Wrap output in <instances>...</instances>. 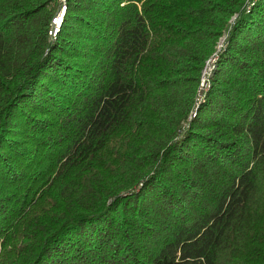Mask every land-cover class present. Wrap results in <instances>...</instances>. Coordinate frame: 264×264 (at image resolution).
<instances>
[{
	"label": "trees",
	"instance_id": "16d2710c",
	"mask_svg": "<svg viewBox=\"0 0 264 264\" xmlns=\"http://www.w3.org/2000/svg\"><path fill=\"white\" fill-rule=\"evenodd\" d=\"M0 264H264V0H0Z\"/></svg>",
	"mask_w": 264,
	"mask_h": 264
},
{
	"label": "built area",
	"instance_id": "2783aa9c",
	"mask_svg": "<svg viewBox=\"0 0 264 264\" xmlns=\"http://www.w3.org/2000/svg\"><path fill=\"white\" fill-rule=\"evenodd\" d=\"M64 1V0H63ZM65 6L62 9V12L59 13L56 17L53 19V25H54V34L57 32V30L60 28L62 20H63V15L65 12Z\"/></svg>",
	"mask_w": 264,
	"mask_h": 264
},
{
	"label": "water",
	"instance_id": "95a60500",
	"mask_svg": "<svg viewBox=\"0 0 264 264\" xmlns=\"http://www.w3.org/2000/svg\"><path fill=\"white\" fill-rule=\"evenodd\" d=\"M200 94H203V89L200 90Z\"/></svg>",
	"mask_w": 264,
	"mask_h": 264
},
{
	"label": "rangeland",
	"instance_id": "374dc122",
	"mask_svg": "<svg viewBox=\"0 0 264 264\" xmlns=\"http://www.w3.org/2000/svg\"><path fill=\"white\" fill-rule=\"evenodd\" d=\"M64 7V6H63ZM63 9V8H62ZM65 10V9H64ZM62 12V10L60 11V13Z\"/></svg>",
	"mask_w": 264,
	"mask_h": 264
}]
</instances>
